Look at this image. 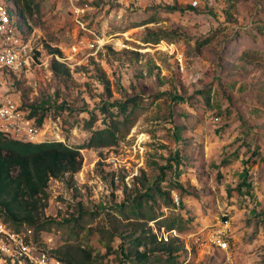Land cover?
Wrapping results in <instances>:
<instances>
[{
	"label": "rangeland",
	"instance_id": "1",
	"mask_svg": "<svg viewBox=\"0 0 264 264\" xmlns=\"http://www.w3.org/2000/svg\"><path fill=\"white\" fill-rule=\"evenodd\" d=\"M25 3L23 28L44 64L3 90L32 119L35 142L83 144L116 104L137 101L116 143L81 150L72 188L50 180L51 224L38 240L20 230L34 253L81 243L95 264H135L123 249L139 223L155 235L152 249L184 241L180 264H264V0ZM0 4L16 14L14 0ZM78 38L85 44L71 52ZM54 59L69 73L55 75ZM150 187L164 192L151 203L159 218L146 209L137 221L123 210ZM0 264L16 263L0 253Z\"/></svg>",
	"mask_w": 264,
	"mask_h": 264
},
{
	"label": "trees",
	"instance_id": "2",
	"mask_svg": "<svg viewBox=\"0 0 264 264\" xmlns=\"http://www.w3.org/2000/svg\"><path fill=\"white\" fill-rule=\"evenodd\" d=\"M15 12L13 16L22 21L25 17L26 9L29 4L25 3L21 7L20 0H14ZM27 34L28 29H25ZM65 67V70H61ZM52 70L55 75L69 73L64 63L54 59ZM20 80L15 82L18 88ZM137 104L133 100L132 106L125 103H118L116 114L110 113V121L106 127L97 129L92 136L83 144L69 145L59 140H46L39 142H24L11 137L0 131V218L9 225L14 231H20L24 226H29L34 231L35 239L38 240L41 232L51 224L50 218L46 216V208L49 205V182L51 179H57L64 182L72 188L75 183V175L82 167L83 156L81 150L93 146H108L117 142L120 127L131 125V114ZM37 114V109L33 108L30 117ZM107 116V115H106ZM43 115L38 117V124L43 123ZM163 194L159 188H149L145 193L144 199L136 197L129 206H125V213L129 211L137 221L145 219L146 209L152 213V199L156 193ZM166 206H170L167 204ZM124 207V208H125ZM129 209V210H128ZM153 214V213H152ZM149 215L151 219L158 220L159 216ZM81 217L76 219L75 227ZM134 235L129 237L130 247L126 250V257L135 256V264H154L165 261L168 264H180L184 261L181 253L185 251L184 241L177 243L158 242L157 247H150L156 243V237L153 233L144 231L145 226L136 225ZM169 229H176L174 225H169ZM82 228L75 229L71 235H79ZM179 232L185 230L179 228ZM143 248V249H141ZM159 252V253H158ZM62 261L63 264H95L92 250L81 243L62 245L51 249L49 252Z\"/></svg>",
	"mask_w": 264,
	"mask_h": 264
},
{
	"label": "built area",
	"instance_id": "3",
	"mask_svg": "<svg viewBox=\"0 0 264 264\" xmlns=\"http://www.w3.org/2000/svg\"><path fill=\"white\" fill-rule=\"evenodd\" d=\"M13 10L9 4H0V131L20 141L35 142L38 130L32 119L25 116L21 102L3 90L7 80H11V75H17V80H24L44 64L37 60L34 46L27 37L22 21L12 15ZM83 44V38L76 39L71 52H78ZM15 82L13 80L11 83L12 87ZM216 232L215 241L225 249L227 242L223 238L224 230L219 228ZM34 250L35 246L26 239L24 233L12 230L0 218V253L8 256L12 263L63 264L49 252L42 250L36 255Z\"/></svg>",
	"mask_w": 264,
	"mask_h": 264
}]
</instances>
